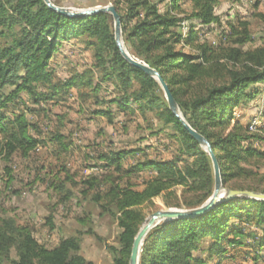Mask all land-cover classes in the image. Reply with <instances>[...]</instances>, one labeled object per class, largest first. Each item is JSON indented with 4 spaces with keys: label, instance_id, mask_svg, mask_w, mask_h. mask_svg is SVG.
I'll list each match as a JSON object with an SVG mask.
<instances>
[{
    "label": "trees",
    "instance_id": "16d2710c",
    "mask_svg": "<svg viewBox=\"0 0 264 264\" xmlns=\"http://www.w3.org/2000/svg\"><path fill=\"white\" fill-rule=\"evenodd\" d=\"M184 1L192 4L191 11L181 9ZM124 2L122 7L121 0H115L114 6L128 52L161 74L186 122L211 143L224 188L264 195V173L258 168L264 150L256 145L264 143V127L254 132L252 123L231 125L234 108L261 94L257 86L264 85V32L260 46L247 48L253 42L249 22L239 20L238 25L229 24L225 45L215 47L201 43L199 32L221 26L218 0ZM159 3H168L164 11ZM259 5L257 1L255 9ZM255 17L264 27V12ZM186 25L190 30L185 38ZM69 43L91 51L92 60L82 70L69 62V76L62 78L54 63ZM185 46L190 53L178 49ZM73 91L82 104L80 111L93 118L115 126L120 114L139 116L152 130L149 136L167 138V159L158 152L152 158L147 148L108 145L90 166L97 171L81 181L83 199L121 230L119 247H109L114 264H129L146 219L144 207L160 198L166 208L192 210L212 197L211 158L171 112L160 84L122 56L110 14L70 18L51 10L44 0H0V157L7 162L15 156L29 159L40 146H50L57 159L73 152L74 141L66 132L68 114L51 117L48 109L63 104ZM145 172L151 177L142 179L138 189ZM66 181L58 180L54 187L62 202L74 197ZM80 251L77 237L48 249L38 243L31 227L0 212V264H91ZM229 262L264 264V201L231 197L202 216L163 222L148 233L140 256V264Z\"/></svg>",
    "mask_w": 264,
    "mask_h": 264
},
{
    "label": "rangeland",
    "instance_id": "374dc122",
    "mask_svg": "<svg viewBox=\"0 0 264 264\" xmlns=\"http://www.w3.org/2000/svg\"><path fill=\"white\" fill-rule=\"evenodd\" d=\"M53 1L60 7L77 11L114 6L115 3V0ZM124 1L121 0L122 7L126 5ZM257 1H260V5L255 9ZM159 4L161 11H164L168 3ZM181 9L191 11L192 4L184 1L181 3ZM257 12H264V0H218L216 14L220 17L221 26L214 25L200 31V42L223 47L227 41L224 33L230 31L229 24L238 25V21L242 20L249 22L252 33L253 42L247 48L260 46L264 27L255 17ZM180 16L183 15L180 14ZM189 30L187 25L184 26L185 38ZM197 30H199L198 26L195 31ZM71 45L69 43L63 46L54 63L58 75L62 78L69 76L72 67L69 62L82 70L92 60L91 51L81 50ZM178 49L183 50L184 53L191 52L189 46ZM257 87L261 94L246 106L239 105L234 108L231 125L235 122L244 125L252 123L250 130L254 132L264 127V119L261 118L264 111V85ZM81 107L77 92L73 91L72 96H69L63 104L48 108L51 111L49 113L51 117L55 114H68L66 132L72 136L75 149L67 156L57 159L51 154L50 146L45 148L40 146L29 159L15 156L7 162L4 156L0 157V212L7 217H13L19 224L31 227L38 243L48 249L55 248L63 239L77 237L81 239V251L78 254L88 263L114 264L109 247H119L121 230L110 216L102 215L100 208L91 201L83 199L80 194L83 187L81 181L97 171L90 166L93 167L97 163L95 157L102 149H107V147L147 148L152 158L158 152L160 157L167 159L168 152H164L167 138L164 135L149 136L152 130L148 129V124L139 116L125 118L120 114L117 124L110 126L105 119L93 118L88 111H80ZM148 118L153 122L152 114H149ZM51 127L54 128L53 125ZM166 133L171 134L172 132L167 131ZM261 135L264 136V132ZM256 145L260 150H264V143ZM259 164L258 168L261 173H264V161ZM7 168L10 169L9 173H7ZM69 176L70 181H66ZM141 177L137 181L139 184L142 179L151 177V173L145 172ZM58 180L66 181L67 189L74 194V197L66 202L61 201V194L54 188ZM141 188L140 184L138 189ZM169 209L164 206L162 199H155L154 204L144 207L146 219L142 226L154 213Z\"/></svg>",
    "mask_w": 264,
    "mask_h": 264
},
{
    "label": "water",
    "instance_id": "95a60500",
    "mask_svg": "<svg viewBox=\"0 0 264 264\" xmlns=\"http://www.w3.org/2000/svg\"><path fill=\"white\" fill-rule=\"evenodd\" d=\"M44 2L51 10L70 18L84 19L86 17L95 16L99 14H110L113 17L115 41L122 56L131 65L142 70L145 74L155 79L160 84L164 92L165 98L167 100V103L169 105V109L182 122L184 127L190 133V135L199 143V145L206 151V153H208L213 164L215 186L212 197L202 207L197 209H192V210L169 209V210L158 211L153 215H151L150 218L147 220V222L142 226L140 232L138 233L135 239L129 264H140V256L146 236L153 228L157 227L163 222H168L178 219H190V218L202 216L210 212L214 208L218 207L219 205L225 203L231 197H242V198L254 199L258 201H264V195L259 193L232 192V191H227L224 188L220 163L218 157L216 156L213 150L211 143L202 135H200L198 132H196L186 122L180 111L176 99L174 98L168 84L165 82L161 74L157 70L149 67L144 62L136 59L128 52L123 38L121 16L117 12L115 6L110 5L102 8L77 11L65 7L56 6L52 2V0H44Z\"/></svg>",
    "mask_w": 264,
    "mask_h": 264
},
{
    "label": "bare ground",
    "instance_id": "6f19581e",
    "mask_svg": "<svg viewBox=\"0 0 264 264\" xmlns=\"http://www.w3.org/2000/svg\"><path fill=\"white\" fill-rule=\"evenodd\" d=\"M254 128V127H253ZM252 129V128H251ZM253 130H255V129H253Z\"/></svg>",
    "mask_w": 264,
    "mask_h": 264
}]
</instances>
